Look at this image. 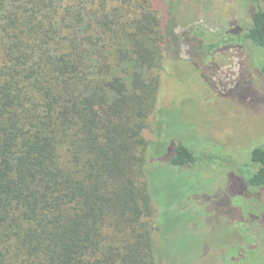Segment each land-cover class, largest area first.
Instances as JSON below:
<instances>
[{"label":"trees","instance_id":"trees-1","mask_svg":"<svg viewBox=\"0 0 264 264\" xmlns=\"http://www.w3.org/2000/svg\"><path fill=\"white\" fill-rule=\"evenodd\" d=\"M171 3L0 0V264H156L144 131ZM245 5L247 25L181 35L197 51L252 48L264 82V0ZM172 150L175 167L197 166L187 144ZM238 172L264 189V144Z\"/></svg>","mask_w":264,"mask_h":264},{"label":"rangeland","instance_id":"rangeland-1","mask_svg":"<svg viewBox=\"0 0 264 264\" xmlns=\"http://www.w3.org/2000/svg\"><path fill=\"white\" fill-rule=\"evenodd\" d=\"M172 2L167 77L144 131L156 264H264V189L248 187L238 172L264 144V82L254 50L198 52L181 35L204 28L215 37L247 25L245 0ZM177 142L193 149L197 166L168 161Z\"/></svg>","mask_w":264,"mask_h":264}]
</instances>
